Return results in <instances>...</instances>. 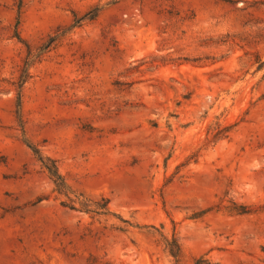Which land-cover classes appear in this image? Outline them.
<instances>
[{
    "label": "rangeland",
    "instance_id": "obj_1",
    "mask_svg": "<svg viewBox=\"0 0 264 264\" xmlns=\"http://www.w3.org/2000/svg\"><path fill=\"white\" fill-rule=\"evenodd\" d=\"M0 264H264V0H0Z\"/></svg>",
    "mask_w": 264,
    "mask_h": 264
},
{
    "label": "trees",
    "instance_id": "obj_2",
    "mask_svg": "<svg viewBox=\"0 0 264 264\" xmlns=\"http://www.w3.org/2000/svg\"><path fill=\"white\" fill-rule=\"evenodd\" d=\"M52 173H53L54 175H58V174H57V171H54V172H52ZM178 251H179V249L177 248V251L174 252V254H173L175 257H178Z\"/></svg>",
    "mask_w": 264,
    "mask_h": 264
}]
</instances>
